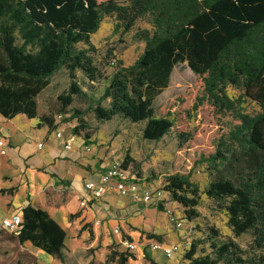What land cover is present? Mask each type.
I'll use <instances>...</instances> for the list:
<instances>
[{
	"label": "trees",
	"instance_id": "trees-1",
	"mask_svg": "<svg viewBox=\"0 0 264 264\" xmlns=\"http://www.w3.org/2000/svg\"><path fill=\"white\" fill-rule=\"evenodd\" d=\"M104 15L114 18V32H128L138 19L150 26L134 35L144 45L132 64L107 53V64L114 68L110 73L97 61L91 41ZM183 62L196 76L179 99L184 114L206 109L216 125L212 151L197 160L207 164L204 193L226 211L235 237L250 235L243 248L232 237L218 239V230L209 227L204 238L191 241L183 258L186 264H264V0H0V115L5 119L23 114L54 127L52 117L38 115L36 97L64 69L70 82L57 97L62 110L81 98L98 121L144 122L142 137L158 141L176 119L171 112L157 116L153 102L173 67ZM93 82L103 83L97 97L83 89ZM228 86L242 90L260 110L244 111L241 97H230ZM83 113L73 109L80 127H85ZM83 136L88 139L90 133ZM176 138L181 148L193 131H176ZM130 162L135 161L125 154L121 166ZM190 176L169 173L163 185L188 219L198 216L199 202ZM21 211L22 227L10 236L64 263L65 231L38 206L27 204ZM204 242L209 251L197 254ZM110 256L121 264L127 260L123 252Z\"/></svg>",
	"mask_w": 264,
	"mask_h": 264
},
{
	"label": "rangeland",
	"instance_id": "rangeland-1",
	"mask_svg": "<svg viewBox=\"0 0 264 264\" xmlns=\"http://www.w3.org/2000/svg\"><path fill=\"white\" fill-rule=\"evenodd\" d=\"M114 23L112 16L104 15L99 29L91 36V41L96 47V59L103 64L106 73L114 69L112 65L107 64L105 58L107 53L112 51L117 58L122 59L124 65L132 64L142 52L144 45L143 41L136 40L134 35L140 28H150L144 19H138L128 32L120 33L113 31ZM77 76L81 77V74L78 72ZM195 80L196 76L186 62L173 67L168 85L155 97L153 105L157 116L167 112L173 113L176 124L158 141L142 137L144 122L132 123L120 117L104 122L98 121L81 98L74 97L71 104L62 110L61 101L57 97L67 90L70 82L64 69L55 73L49 84L37 95L38 115H49L55 121L52 128L45 125L47 132L60 133L62 139L70 136H75L74 139L80 137L79 147L86 152L84 157L87 162L80 160L82 164L79 163L78 166L86 169L94 181L98 180L100 170L105 165H121L125 154H128L135 161L130 162L129 167L134 169L137 165L141 183L152 194L150 201L134 203L137 224L125 225L133 232V236L119 227L120 241L111 232L103 233L100 228L97 231L91 222H85L78 230L79 236L86 235L85 241L74 249H67L64 263L61 264H121L111 258L110 254L113 251L123 252L127 256L124 264H186L184 252L189 248L191 241L204 238L209 227L218 230V239L232 237L243 248L247 246L250 235L242 234L235 237L227 225L226 211L204 193L209 182L207 164H199L197 160L201 154L212 151L210 138L216 131L215 121L203 108H199L193 116L186 117L179 101L194 85ZM102 86V82H93L83 85V89L97 97L102 91ZM226 90L234 99L241 97V106L247 113L254 114L260 110L256 101L242 95V90L232 86H228ZM74 108L84 111L82 119L85 127L78 125L80 121L73 116ZM19 123L20 120L15 119L9 122V125L17 126ZM76 125L79 128L77 133L73 130ZM181 130L193 131V138L179 148L176 131ZM85 132L90 133V138L84 139ZM174 172L189 173L191 181L199 188V202L196 206L198 216L192 219H188L184 208L172 201L169 194L163 190L164 177ZM159 203L162 209L157 208ZM149 234L156 237H149ZM144 239L155 240L163 247L175 248L174 253L168 257L158 251L149 258L147 255H150V250ZM126 242L136 244L137 250L128 251ZM144 243L147 247L141 251ZM208 251L207 242L199 244L197 254ZM0 264L37 262L24 244H19L9 232L1 231Z\"/></svg>",
	"mask_w": 264,
	"mask_h": 264
},
{
	"label": "crops",
	"instance_id": "crops-1",
	"mask_svg": "<svg viewBox=\"0 0 264 264\" xmlns=\"http://www.w3.org/2000/svg\"><path fill=\"white\" fill-rule=\"evenodd\" d=\"M15 119L20 120L19 125L10 126L9 122ZM0 135L6 138V150L0 152V221L14 214L22 220L24 206H38L65 231V252L85 241L86 235H78L79 226L85 222H91L97 231L100 228L103 233L111 232L120 241V234L113 232L119 231V227L133 236L125 225L137 224L134 197L106 189L100 199L90 201L85 194L84 182L93 179L86 169L78 166L82 164L80 160L87 162L86 152L79 147V136L67 149L65 139L53 131L47 132V126L36 117L27 118L23 114L11 120L0 115ZM38 143L42 145L39 147ZM81 200L87 201L85 206H81ZM23 244L37 264L62 263L30 241ZM154 254L150 252L151 257Z\"/></svg>",
	"mask_w": 264,
	"mask_h": 264
},
{
	"label": "built area",
	"instance_id": "built-area-1",
	"mask_svg": "<svg viewBox=\"0 0 264 264\" xmlns=\"http://www.w3.org/2000/svg\"><path fill=\"white\" fill-rule=\"evenodd\" d=\"M60 137V133L56 134ZM75 136H70L64 140V147L70 149L72 143L74 142ZM42 143H38L40 147ZM6 150V138L0 135V152L4 153ZM84 190L88 199L97 200L103 195L106 189H110L121 196H131L134 197L136 201L148 202L151 200L152 194L148 191L147 187L141 183V178L137 176V171L130 167L123 168L118 164L105 165L98 176L97 181L88 180L84 182ZM2 190V180L0 176V191ZM85 200H81V206L86 205ZM21 221L14 214L9 218H4L0 221V232L7 231L12 234H17L21 229ZM114 233H119L117 229L113 231ZM148 246H146L145 245ZM144 245L141 247V251L147 247L152 254L161 251L164 255L170 257L175 248L163 247L159 242L151 239H145ZM126 249L130 252L137 250L136 244L133 242L125 243ZM148 253V252H147Z\"/></svg>",
	"mask_w": 264,
	"mask_h": 264
}]
</instances>
